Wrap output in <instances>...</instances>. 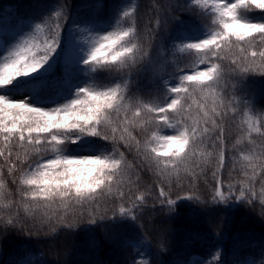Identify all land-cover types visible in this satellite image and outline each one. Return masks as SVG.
I'll use <instances>...</instances> for the list:
<instances>
[{"label": "trees", "instance_id": "16d2710c", "mask_svg": "<svg viewBox=\"0 0 264 264\" xmlns=\"http://www.w3.org/2000/svg\"><path fill=\"white\" fill-rule=\"evenodd\" d=\"M0 0V28L17 32L33 31L38 23L47 21L55 25V12L66 9L69 19L65 22L63 16L59 22L64 24L60 45L56 53L46 63L47 68L33 77L21 76L8 89H0V95H7L11 100L22 93L27 87L32 92L29 103L33 106L52 108L66 103L74 98L75 89L92 84L95 86L114 83L126 84V102H143L159 104L163 95L157 92L158 81L177 65H190L195 55L180 52L174 48L178 42L197 41L205 38L204 25L211 26V13L205 16L199 8H194L190 0ZM123 11H129L130 17L117 25L116 20ZM50 18V19H49ZM157 19L164 21L158 31ZM245 19L251 22H264V12H248ZM93 25H105L114 31L122 27L135 26L138 41L148 51L150 63L141 62L131 69L120 72L101 69L88 72L83 60L78 62L64 60L62 49L68 34L79 35L84 28ZM47 35V26L43 34H35V42L42 44ZM255 43V42H254ZM248 47L247 44H242ZM222 61L225 69L224 79L216 88L217 104L223 101L225 105L232 101L236 113H228L224 127L223 148L224 166L220 168L219 177L225 185L245 180L244 175H253L255 168L257 176L254 188L257 195L264 190L259 175L264 164V76L249 74L238 77L231 72L230 62L234 56H240L239 49L233 48L226 52ZM245 61V63L250 62ZM260 63L259 58L255 61ZM203 65L200 66L203 69ZM173 75L179 73L173 72ZM169 83H175L170 80ZM162 91V89H161ZM62 93L66 101L59 103ZM195 97L198 103L204 102L200 93ZM246 102V103H245ZM191 103V101H189ZM212 106V100H207ZM193 117L197 112L193 107ZM252 126L251 129L249 126ZM132 136L142 143L145 131L139 126L131 127ZM110 133V128L108 129ZM173 134L172 130H163ZM150 135V133H147ZM218 133H212L211 139L204 144H195L191 156L180 165L179 183L175 187L177 175L171 177L173 190L171 198L177 195H192L193 192L204 203L181 199L171 209L154 200L152 195L146 196V203L139 209L136 222L117 219L116 221H97L90 225L85 219L74 228L52 221L51 226L45 225L39 236H29L26 227L33 226L45 212L63 214L60 198L57 197L51 208H44L42 199L33 201L31 197L22 199L19 183L21 171L17 167L12 172L16 155L24 158V149L16 143L8 145L0 135V219L14 218L16 226L0 224V264H264V215H261L259 200L255 206L230 201L228 204H212L211 196L215 185L213 172L219 167V141L215 139ZM88 141L85 149L93 153H112L113 145L94 137H85ZM119 152L124 153L126 164H132L122 177H114L121 181L128 198L134 199L154 188L156 176L147 167H138L140 157L136 151L127 149L123 143L118 145ZM11 150L12 156L8 158ZM81 150L76 145H69L68 155H79ZM119 153H117V156ZM35 159V154L31 155ZM55 158L49 153L45 159ZM169 168L174 167L169 163ZM163 167V166H162ZM136 186L129 192L127 180H136ZM116 187V185H113ZM194 186V187H193ZM100 191L99 189L97 190ZM39 203L41 207L34 205ZM25 204L28 210H25ZM121 201L113 194L109 198L99 199L100 212L108 210L111 215L113 208L118 209ZM93 208L96 205H92ZM69 217L79 216V206L68 213ZM38 226V224H37ZM55 228L53 231L52 228ZM199 259V260H198Z\"/></svg>", "mask_w": 264, "mask_h": 264}, {"label": "snow or ice", "instance_id": "6c2138e0", "mask_svg": "<svg viewBox=\"0 0 264 264\" xmlns=\"http://www.w3.org/2000/svg\"><path fill=\"white\" fill-rule=\"evenodd\" d=\"M190 3L205 16L211 13V26L204 25L205 38L174 45L180 52L193 53L195 60L190 65H177L173 72L179 75H173L172 72L167 79L160 78L162 84L158 81L156 90L162 93L163 100L159 104L126 102V84L121 83L79 87L75 89L74 98L52 108L33 106L27 102V98L14 101L7 95H0V135L8 145L16 143L19 148L24 149V158L21 159L17 153L16 161L9 169L10 172L17 167L22 169L19 180L24 186L20 189L22 199H42L45 202L43 207L51 208L59 197L60 207L64 209L63 214L45 212L33 226L26 227L29 236L41 235L44 226H51L53 220L69 229L74 228L85 219V213L90 225L96 224L98 220L117 219L134 223L148 195L170 209L181 199L204 203L194 192L183 197L177 195L176 200H173L170 195L173 190L171 177L177 175L175 187L180 189V165L195 156L193 146L204 144L211 139L212 133H218L215 139L219 141L220 151L219 167L213 172L215 185L210 203L228 204L235 201L254 207L259 200L261 215H264V190L257 195L254 188L257 176L255 168L252 176L245 172L246 179L236 183L225 185L219 177L225 158L224 124L228 113L232 112L235 116L236 109L232 101L225 105L221 100L217 104L216 92L225 76L222 61L227 58L226 52L233 48H238L243 57L231 58L230 68L233 74L238 77L249 74L264 76V22L245 19L248 12H264V0H190ZM54 15L57 17L54 26L47 24V21L34 26L33 36L43 34L47 26V35L42 44L36 43L33 36H29L9 49L6 56L0 57V89H8L14 82L19 84L17 78L37 72L56 53L65 25L59 19L63 16L66 22L69 14L66 9H62ZM130 15L129 11H123L116 20L117 25ZM163 23L164 21L157 19L156 29L152 31H158ZM137 37L135 26L94 35L90 38V46L82 64L91 73L105 68L120 72L141 62L150 63L149 53ZM242 44H247L248 47H243ZM249 57L251 61L245 63L249 61ZM257 57L259 64L255 62ZM201 65L205 67L201 69ZM170 80L175 83L170 84ZM196 93H200L204 102H197ZM209 98L212 100L211 107L207 105ZM194 106L196 117L192 115ZM137 125L146 133L143 143L132 136L130 128ZM249 127L251 129L252 126ZM165 129L172 130L173 134L163 131ZM85 137L111 143L112 153L66 154L69 145L85 149L88 144ZM121 143L130 151H136L140 157L138 167L154 170V188L158 189V195L153 189H149L134 199L126 200L123 184L121 181H114V177L124 176L125 170L133 167L132 164L125 163L124 153L119 152L118 145ZM33 153L35 159L31 158ZM49 153L54 154L55 158L45 159ZM3 155V150H0V156ZM11 156L12 152L9 150L8 158ZM169 163L174 167L169 168ZM135 175L136 180L131 177L127 180L129 192L139 180V173ZM259 175L264 177V164L261 165ZM261 183L264 185V180ZM113 194L121 201L118 209L113 208L111 215L107 209L100 212V197L109 198ZM77 205L79 216L69 217L68 213ZM92 205L96 207L93 208ZM24 206L27 211L28 205ZM34 206L41 207L39 203ZM17 222L14 218L0 219V224L6 226H16Z\"/></svg>", "mask_w": 264, "mask_h": 264}, {"label": "rangeland", "instance_id": "374dc122", "mask_svg": "<svg viewBox=\"0 0 264 264\" xmlns=\"http://www.w3.org/2000/svg\"><path fill=\"white\" fill-rule=\"evenodd\" d=\"M108 31H114L112 28L106 27L104 25H96V26H90L82 31H80L79 35L69 34L65 43L64 51H63V57L66 60H73V61H79L86 58V52L89 49L90 46V38L94 35L100 34L103 35ZM29 36H33L32 32H24V31H18L15 34H12L10 32H6L4 30H0V57L6 56L8 54V50L14 47L17 43H19L22 39L27 38ZM34 39V36H33ZM47 68L46 64L41 67L37 72L32 73L28 77H33L34 75H37L38 73L44 71ZM30 97V91L26 90L22 94L16 95L12 98V100H25L27 98V101H29ZM64 100L63 95H61L59 102H62ZM79 155L82 154H92L88 151H79Z\"/></svg>", "mask_w": 264, "mask_h": 264}]
</instances>
